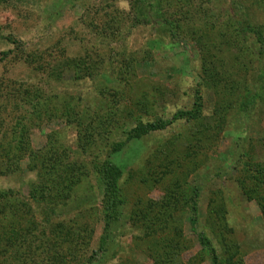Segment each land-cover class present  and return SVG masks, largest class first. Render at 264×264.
Instances as JSON below:
<instances>
[{"label":"rangeland","instance_id":"1","mask_svg":"<svg viewBox=\"0 0 264 264\" xmlns=\"http://www.w3.org/2000/svg\"><path fill=\"white\" fill-rule=\"evenodd\" d=\"M128 1L0 0V193L11 197L0 210L16 214L2 226L30 232L42 257L59 243L64 264H212L189 222L196 195L197 232L225 264H264L261 211L231 166L236 143L264 155V107L243 115L237 100L264 56L252 39L244 51L221 44L236 16L263 23L264 0L140 1V21ZM213 63L228 78L209 89ZM197 92L199 123L177 121L111 151L136 123L190 110ZM201 127L210 136L196 144ZM104 161L122 173L105 233ZM35 186L41 198L31 197Z\"/></svg>","mask_w":264,"mask_h":264},{"label":"trees","instance_id":"2","mask_svg":"<svg viewBox=\"0 0 264 264\" xmlns=\"http://www.w3.org/2000/svg\"><path fill=\"white\" fill-rule=\"evenodd\" d=\"M140 1L144 3H150L147 0H130V11L134 14L135 20L140 21L143 20L145 14L141 12ZM160 1V0H159ZM161 2V1H160ZM164 2V1H163ZM168 2V0H165ZM144 5V4H143ZM166 5V4H165ZM168 6V5H166ZM147 7L145 6V9ZM241 11V10H240ZM244 14L240 16H236V20L232 23V28L236 30L233 35L227 39L226 42L221 43L222 47L229 46L230 49H242L244 51V45L247 41L252 39L251 45L255 51L258 52L260 56H264V15H263V23H258L257 20L253 17V15ZM219 52V51H218ZM216 51V53H218ZM209 54V53H207ZM215 55L213 58H215ZM220 59L217 57L216 63ZM216 63L212 64L210 68L206 71L205 85L210 89L216 86L219 80L227 79L228 76H225L223 73L218 71L219 68H223L224 66H216ZM130 70V69H129ZM230 83L238 84V88L241 87V81L231 79ZM252 83L255 86L251 89L248 87L242 88L237 93V100L239 102L238 109L241 111V114L247 115L250 112L255 111L259 107H264V72L256 76L255 79L252 80ZM221 84V83H220ZM225 84V83H224ZM231 85V88L234 92H237L236 88ZM225 88L227 86L223 85ZM236 90V91H235ZM199 92L195 95V101L190 110L187 111H179L172 117L171 121L167 120H154L150 122H138L133 127L129 128L123 136V142L115 143L111 151L113 153L120 152L125 145L129 144L132 141H142L147 137H151L154 134L165 131L171 124L177 121H184L186 123H199L201 113L203 112V104L201 97L198 96ZM227 120L220 119L218 125L220 130L227 125ZM25 128H21L19 131V135L24 133ZM206 136L209 137V129L202 127L196 131V135L192 137L196 144H203L202 142L206 140ZM243 143L245 142L249 149H251L252 143L249 138H243ZM242 142V141H241ZM260 149L264 152V135L258 141ZM200 147V146H199ZM232 154V168L234 169L235 174L233 175V179L237 184L239 191L242 196L248 200L256 203L258 208L261 211L262 218L264 220V155L262 158H255L254 156H249L250 151H247L246 148H241V144L236 143L235 148L231 151ZM101 173L103 176V185L104 188V210L108 212L106 215L105 225L103 232L105 233L110 225L112 224L113 214L115 212V208L119 199V191H118V182L122 177V173L120 169L112 165L111 162L104 161L101 164ZM195 193V192H194ZM196 195H193L191 198L192 202L188 207L189 214V222L192 230L197 235L198 242L203 249V253L207 255L212 264H225L222 256L216 254L215 250L211 246L210 241L205 237L203 233L197 232V219H198V208L197 204L194 202V198ZM31 197L33 199H38L42 197V193L40 188L36 186L31 191ZM10 200L9 193H0V199ZM7 202V201H6ZM18 205H22L23 201L20 203L17 202ZM6 205V204H5ZM0 210V263L10 264V262L14 259L15 261H20L19 264H64L65 259L61 258V246L59 243H55L53 240H50L48 244L47 251H49V255L46 252V256L42 257V252L34 248V242L30 241L28 236L30 232L23 231L19 229H11L8 233H6L7 227H3V222L11 221L13 216H16L13 209H9L6 211V207ZM8 205V204H7ZM16 205V204H15ZM223 209V207L221 206ZM25 212L20 213V215H24ZM60 227H64L62 224ZM26 232V233H25ZM12 235L14 237H12ZM106 236H103L101 239L100 245L105 244ZM67 242V240L65 241ZM220 242V241H219ZM70 243V241H68ZM220 247L223 248L222 243L220 242ZM38 246L42 247V242L38 241ZM23 249V253L20 255V251ZM18 254H15V253ZM12 254L14 255L12 257ZM10 261V262H9ZM84 264H90L89 262H85Z\"/></svg>","mask_w":264,"mask_h":264}]
</instances>
